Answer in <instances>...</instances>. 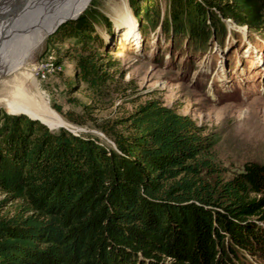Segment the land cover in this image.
<instances>
[{
	"label": "trees",
	"instance_id": "trees-1",
	"mask_svg": "<svg viewBox=\"0 0 264 264\" xmlns=\"http://www.w3.org/2000/svg\"><path fill=\"white\" fill-rule=\"evenodd\" d=\"M148 1L131 5L153 22L159 13L139 11ZM169 2L164 29L196 50L227 35L224 19L264 32V0ZM103 18L91 9L48 39L71 38L83 48L72 57V87L84 83L100 100L116 83L110 67L117 65L96 50L95 24ZM98 128L113 145L0 111V193L23 204L21 214L0 220V264H242V253L264 259V164L247 163L226 179L214 155L218 139L156 101Z\"/></svg>",
	"mask_w": 264,
	"mask_h": 264
},
{
	"label": "rangeland",
	"instance_id": "rangeland-1",
	"mask_svg": "<svg viewBox=\"0 0 264 264\" xmlns=\"http://www.w3.org/2000/svg\"><path fill=\"white\" fill-rule=\"evenodd\" d=\"M142 5L139 11L148 7L152 9L150 13H159L160 17L147 22L143 13L136 14L131 0H90L79 15L80 18L97 9L112 26L110 31L105 18L95 24L96 50L104 55L106 64H117L110 67L116 83L106 98L93 97L84 83L72 87L76 73L72 57L84 50L76 48L71 38L49 42L58 29L19 72L0 80V102L33 101L60 120L83 129L81 134L97 135L113 145L98 125L113 126L118 119L129 118L140 106L156 101L191 117L205 129V135L218 139L214 155L225 170L226 179L242 172L247 163L264 164V32L241 31L224 19L227 35L220 39L211 37L209 46L196 50L190 39L174 37L173 32L164 29L169 0H149ZM215 12L219 13L218 9ZM127 14L130 30L124 20ZM46 60L51 61L46 69L48 79L41 80L33 69L36 65L37 70H44ZM54 105L62 108V114ZM70 116L84 119L87 124H75ZM22 209L20 200L0 193V220L12 219ZM239 258L242 264H264V259L246 253Z\"/></svg>",
	"mask_w": 264,
	"mask_h": 264
},
{
	"label": "bare ground",
	"instance_id": "bare-ground-1",
	"mask_svg": "<svg viewBox=\"0 0 264 264\" xmlns=\"http://www.w3.org/2000/svg\"><path fill=\"white\" fill-rule=\"evenodd\" d=\"M15 1L0 0V12L10 8ZM89 3L90 0H22L21 5L27 7L14 27L9 29L10 24H0V80L19 72L60 22L79 16ZM127 15L124 20L130 30V17ZM0 107L11 113L24 112L40 118L51 128L63 124L52 111L39 107L33 101H1Z\"/></svg>",
	"mask_w": 264,
	"mask_h": 264
},
{
	"label": "water",
	"instance_id": "water-1",
	"mask_svg": "<svg viewBox=\"0 0 264 264\" xmlns=\"http://www.w3.org/2000/svg\"><path fill=\"white\" fill-rule=\"evenodd\" d=\"M21 1L22 0H16L12 6L10 8H8L7 10H4V11H1L0 12V24H10V28H13L14 25L16 24V21L18 19V17L23 13V11L26 9V5L22 6L21 5ZM87 9V8H86ZM85 9V10H86ZM84 10V11H85ZM79 16L75 19H72V20H76L78 19ZM68 21H71L70 19L69 20H65L63 22H61L53 31H51L49 33V36H52L64 23H67ZM227 23H230V24H234V26H236L237 29H240V30H245V31H248L249 28L247 26H238L236 23H234L231 19H228L226 20ZM4 36V35H3ZM48 36V37H49ZM2 108H0L1 110ZM9 115H14V116H26L27 118L33 120V121H37V122H40L42 125L46 126L50 131H57V130H60V129H63V130H66L70 133H72L73 135L75 136H80V132H85L83 129H79L73 125H70L66 122L63 121V124H60L58 126H55L53 128H51L48 124H46L45 122H43L40 118H37V117H31L29 114L27 113H8ZM66 125H70V126H66ZM103 136V135H102Z\"/></svg>",
	"mask_w": 264,
	"mask_h": 264
},
{
	"label": "built area",
	"instance_id": "built-area-1",
	"mask_svg": "<svg viewBox=\"0 0 264 264\" xmlns=\"http://www.w3.org/2000/svg\"><path fill=\"white\" fill-rule=\"evenodd\" d=\"M51 66V61L46 60L44 62V70H37L36 69V65L34 66V72L37 75V78L41 79V80H47L48 78L46 77V69H49Z\"/></svg>",
	"mask_w": 264,
	"mask_h": 264
}]
</instances>
